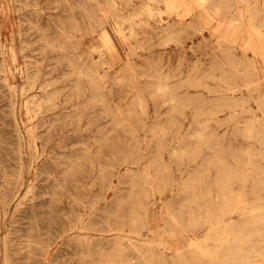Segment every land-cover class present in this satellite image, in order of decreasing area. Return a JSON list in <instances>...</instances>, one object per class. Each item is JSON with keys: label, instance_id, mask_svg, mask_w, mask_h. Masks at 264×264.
Wrapping results in <instances>:
<instances>
[{"label": "rangeland", "instance_id": "rangeland-1", "mask_svg": "<svg viewBox=\"0 0 264 264\" xmlns=\"http://www.w3.org/2000/svg\"><path fill=\"white\" fill-rule=\"evenodd\" d=\"M245 22L264 0H0V264H264Z\"/></svg>", "mask_w": 264, "mask_h": 264}, {"label": "bare ground", "instance_id": "bare-ground-1", "mask_svg": "<svg viewBox=\"0 0 264 264\" xmlns=\"http://www.w3.org/2000/svg\"><path fill=\"white\" fill-rule=\"evenodd\" d=\"M213 1V0H212ZM224 1V0H223ZM242 1V0H241ZM222 2V1H221ZM245 2H248V1H245ZM186 3V2H185ZM208 3H209V1H208ZM210 3H211V1H210ZM213 3V2H212ZM212 3H211V5H212ZM216 3V2H215ZM218 3V2H217ZM220 3V2H219ZM214 4V3H213ZM211 5H210V7H211ZM189 6V5H188ZM193 6V5H192ZM215 6V5H214ZM217 6V5H216ZM218 6H220V5H218ZM217 6V7H218ZM149 7V6H148ZM216 7V8H217ZM215 8V7H214ZM151 9V8H150ZM188 9H190V8H188ZM219 9V8H218ZM187 10V9H186ZM214 11V10H213ZM225 11V10H224ZM217 12V11H216ZM244 13H246V11H243V14ZM216 14H218V13H216ZM242 14V13H241ZM226 15V14H225ZM220 16V15H219ZM246 16V15H245ZM247 16L249 17L248 19H250V20H248V21H252V14H247ZM212 16H211V14L210 13H205V16H204V18L206 19V20H209L210 18H211ZM223 17V16H222ZM242 17V16H241ZM246 18V17H245ZM244 19V18H243ZM178 21V20H177ZM174 22H176V21H174ZM182 22V21H181ZM197 22V21H196ZM227 21H225L224 19H217V26L218 27H221V30H223V28H225L224 29V31H225V33L226 32H229L230 34H232V35H236L237 33H238V26L237 25H235V24H233V23H231V21H228L229 23H226ZM241 22V21H240ZM247 22H245V24H246ZM171 24H173V23H171ZM179 24V23H178ZM200 24V23H199ZM169 25V24H168ZM177 25V24H176ZM197 25V24H196ZM164 26V25H163ZM160 26H158V28H159ZM173 27H174V25H173ZM161 28H163V27H161ZM167 28V27H166ZM201 28V27H200ZM155 29H156V26H155ZM160 29V28H159ZM165 29V28H164ZM198 29V28H197ZM202 29V28H201ZM154 30V29H153ZM166 30V29H165ZM160 31H161V29H160ZM150 32V31H149ZM201 32V31H200ZM156 33V32H155ZM158 33V32H157ZM224 33V34H225ZM243 36H244V39H243V37H241V40L243 39L244 41H247V44H249V46L254 50V52L255 53H257V54H264V29L261 27V26H258V25H253L252 26V23H250L249 24V22H248V25L246 24V28H245V30H244V32H243ZM243 44H245V43H243ZM246 44V45H247ZM239 45V44H238ZM248 46V45H247ZM237 54V53H236ZM238 55V54H237ZM259 81V80H258ZM256 83V82H255ZM161 86H162V83L160 84ZM159 86V85H158ZM165 87V86H164ZM167 87V86H166ZM230 87V86H229ZM233 87V86H232ZM231 88V87H230ZM234 88V87H233ZM158 89H161V88H158ZM227 89V88H226ZM237 89H238V87H237ZM236 89V90H237ZM161 90H163V88L161 89ZM236 90H235V92H236ZM228 91H229V88H228ZM232 91V90H231ZM232 92H234V91H232ZM226 94V93H225ZM227 98H229V97H227ZM233 98V97H232ZM235 102V101H234ZM232 104V103H231ZM230 105V104H229ZM235 105V104H234ZM228 106V105H227ZM237 111V110H236ZM264 111V110H263ZM234 112H235V110H234ZM264 118V117H263ZM262 121V124L264 125V122H263V120H261ZM240 123V122H239ZM261 123V122H260ZM255 125V124H254ZM248 126H249V124H248ZM258 126V125H257ZM261 126V125H260ZM259 127V126H258ZM257 127V128H258ZM247 128V127H246ZM253 128H254V126H253ZM263 128V127H262ZM262 128H261V130H262ZM255 129V128H254ZM259 129V128H258ZM251 130H253V129H251ZM256 130V129H255ZM255 130H253V131H255ZM259 130H257V132H258ZM246 132V131H245ZM263 132V131H262ZM251 133H252V131H251ZM33 134V133H32ZM260 134V133H259ZM253 135V134H252ZM255 135H257V133H256V131H255ZM263 135V134H262ZM250 136V135H249ZM254 136V135H253ZM260 137V136H259ZM262 138H264V137H262ZM264 143V142H263ZM249 150V149H248ZM246 152V151H245ZM248 152V151H247ZM260 153V152H259ZM248 154V153H247ZM250 157V156H249ZM141 158V157H140ZM247 160V159H246ZM260 181V180H259ZM262 181V180H261ZM264 181V180H263ZM257 182V181H256ZM228 183V182H227ZM264 183V182H263ZM261 184V183H260ZM225 185V184H224ZM259 185V184H258ZM257 187V186H256ZM263 188V187H262ZM230 191V190H229ZM239 191V190H238ZM225 192V191H224ZM241 192H242V190H241ZM252 192V191H251ZM255 193V192H254ZM232 194V193H231ZM233 194H235V193H233ZM242 194V193H241ZM241 194H240V196H241ZM226 196V195H225ZM259 197V196H258ZM230 198V197H229ZM243 198V197H242ZM242 198H241V201H242ZM239 200V199H238ZM244 200V199H243ZM238 202V201H237ZM237 204V203H236ZM225 206V205H224ZM227 207H228V205H227ZM236 207V206H235ZM229 208V207H228ZM227 208V209H228ZM260 208V207H259ZM222 209V208H221ZM258 211V210H257ZM262 211V210H261ZM139 212V211H138ZM222 212H223V210H222ZM225 212H226V210H225ZM263 212V211H262ZM221 213V212H220ZM230 214V213H229ZM254 214L255 213H253V216H254ZM200 215V214H199ZM225 215V214H224ZM256 215H257V213H256ZM261 215V214H260ZM215 216V215H214ZM221 216V215H220ZM258 216V215H257ZM262 216V215H261ZM81 218V217H80ZM135 218V217H134ZM264 218V217H263ZM138 219V218H137ZM141 219V218H140ZM208 219V218H207ZM228 219H229V217H228ZM209 220V219H208ZM211 221V220H210ZM229 221V223H226V224H232V223H230L231 221L230 220H228ZM252 221V220H251ZM253 221H255V220H253ZM261 221H262V219H261ZM74 222V221H73ZM226 222H227V220H226ZM257 222H259L258 224V226H260V221H257ZM108 223V222H107ZM111 223V222H110ZM222 223V222H221ZM248 223H250V222H248ZM118 224V223H117ZM218 224V223H217ZM223 224V223H222ZM257 224V223H256ZM256 224H254L253 226H255ZM77 225V224H76ZM108 225H110V224H108ZM145 225V224H144ZM234 225V224H233ZM143 226V225H142ZM219 226V225H218ZM236 226V225H235ZM243 226V225H242ZM246 226V225H245ZM69 227H71L70 225H69ZM224 227V226H223ZM229 227H230V225H229ZM250 227V226H249ZM256 227V226H255ZM71 228H73V227H71ZM111 228H113L112 226H111ZM228 228V227H227ZM233 228H234V226H233ZM232 228V229H233ZM240 228H242V227H240ZM244 228V227H243ZM246 228H247V226H246ZM258 228H260V227H258ZM262 228V227H261ZM263 228H264V226H263ZM114 229V228H113ZM220 229V228H219ZM223 229V228H222ZM221 229V230H222ZM224 229H225V227H224ZM231 229V228H230ZM109 230V229H108ZM229 230V229H228ZM234 230V229H233ZM238 229H236V231H237ZM243 230V229H242ZM251 230V229H250ZM254 230V229H253ZM257 230V229H256ZM65 231V230H64ZM230 231H232V230H230ZM252 231V230H251ZM259 231H261V230H259ZM240 232V231H239ZM246 232V231H245ZM244 232V233H245ZM248 232V231H247ZM257 232H258V230H257ZM263 232V231H262ZM219 233V232H218ZM232 233H233V231H232ZM231 233V234H232ZM235 234H236V232H234ZM234 233H233V235H234ZM240 233H242V232H240ZM243 233V234H244ZM251 233V232H250ZM253 233V232H252ZM254 233H255V231H254ZM117 234V233H116ZM226 234V233H225ZM229 234V233H228ZM231 234H230V236H231ZM246 234V233H245ZM221 235H222V233H221ZM238 235V234H237ZM247 235H248V233H247ZM219 236V235H218ZM229 236V237H230ZM236 236V235H235ZM261 236V235H260ZM123 237V236H122ZM220 237V236H219ZM243 237V236H242ZM241 237V238H242ZM245 237V236H244ZM247 237V236H246ZM245 237V238H246ZM206 238V237H205ZM229 239V238H228ZM233 239V238H232ZM238 239H239V237H238ZM238 239H237V241H238ZM260 239V238H259ZM261 239H262V237H261ZM6 240V239H5ZM118 240H120V239H118ZM220 240H221V238H220ZM224 240H225V238H224ZM246 240V239H245ZM200 241V240H199ZM223 241V240H222ZM222 241H221V243H222ZM234 241H236V240H234ZM233 241V242H234ZM190 242V241H189ZM226 242H228V241H226ZM242 242H243V240H242ZM244 242H247V241H244ZM250 242V241H249ZM261 242V241H260ZM263 242V241H262ZM235 243V242H234ZM223 244H225V243H223ZM233 244V243H232ZM9 245V244H8ZM227 245V244H226ZM228 245H230V244H228ZM241 245V244H240ZM192 246V245H191ZM200 246H202V245H200ZM243 246V245H242ZM252 247H253V245H251ZM260 246V245H259ZM251 247V248H252ZM240 248V247H239ZM242 248V247H241ZM255 248V246L253 247V249ZM201 249H202V247H201ZM208 249V248H207ZM206 249V250H207ZM231 249V248H230ZM257 249H260V248H258V246H257ZM261 249H264V248H261ZM232 250V249H231ZM237 250H239L238 249V247H237ZM256 250V249H255ZM202 251H204V250H202ZM210 251H212V250H210ZM217 251V250H216ZM219 251V250H218ZM251 251V250H250ZM208 252V251H207ZM213 252V251H212ZM233 252H236L235 250L233 251ZM254 252V251H253ZM256 252H259V250L258 251H255V253ZM204 253H205V251H204ZM215 253V252H214ZM227 253V252H226ZM242 253V252H241ZM246 253V252H245ZM244 253V254H245ZM202 254H203V252H202ZM216 254V253H215ZM228 254H230V253H228ZM232 254H234V253H232ZM236 254V253H235ZM235 254H234V256H235ZM249 254V253H248ZM206 255V254H205ZM222 255V254H221ZM227 255V254H226ZM246 255V254H245ZM251 255V254H250ZM249 255V256H250ZM254 255V254H253ZM257 255V254H256ZM225 256V255H224ZM232 256V255H231ZM240 256V255H239ZM259 256H260V253H259ZM261 256H263V254L261 255ZM236 257H238V256H236ZM257 257H258V255H257ZM264 257V256H263ZM262 257V258H263ZM221 258V257H220ZM225 258H226V256H225ZM244 258V256H242V259ZM248 258V257H247ZM251 258V257H250ZM229 259V258H228ZM239 259V258H238ZM246 259V258H245ZM245 259H243L244 261H245ZM234 260V259H233ZM237 260V259H236ZM248 260V259H247ZM247 260H246V262H247ZM255 260V259H254ZM261 260V259H260ZM263 260H264V258H263ZM221 261L222 260H220V263H221ZM226 261V260H225ZM224 261V262H225ZM238 261V260H237ZM250 261V260H249ZM252 261V260H251ZM233 262V261H232ZM240 262V261H239ZM238 262V263H239ZM217 263V262H216ZM223 263V262H222ZM230 263V262H229ZM245 263V262H244ZM251 263V262H250ZM212 264V263H211ZM215 264V263H214ZM241 264V263H240ZM246 264H249V263H246Z\"/></svg>", "mask_w": 264, "mask_h": 264}]
</instances>
